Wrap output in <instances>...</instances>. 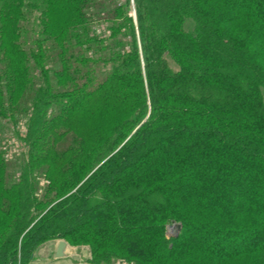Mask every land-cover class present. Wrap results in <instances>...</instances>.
I'll use <instances>...</instances> for the list:
<instances>
[{
    "label": "trees",
    "instance_id": "trees-1",
    "mask_svg": "<svg viewBox=\"0 0 264 264\" xmlns=\"http://www.w3.org/2000/svg\"><path fill=\"white\" fill-rule=\"evenodd\" d=\"M4 120L0 264H264V0H0Z\"/></svg>",
    "mask_w": 264,
    "mask_h": 264
},
{
    "label": "rangeland",
    "instance_id": "rangeland-1",
    "mask_svg": "<svg viewBox=\"0 0 264 264\" xmlns=\"http://www.w3.org/2000/svg\"><path fill=\"white\" fill-rule=\"evenodd\" d=\"M132 15L136 19V13H133ZM27 23H28V21H27ZM102 29H104V28H102ZM98 30H101V29L99 28ZM31 38H33V34L28 32L26 34V37L24 38L28 42L27 43L28 46H30V44L32 42ZM1 124L4 125V129H3L4 131L1 132V130H0V133L2 134V138H3L2 144L4 145V147L6 149H8V151H10L9 152L10 156L11 155L14 156V154L17 155L23 146L22 145V139H20V140L17 139L16 138L17 136L14 134V131L16 132V128H18V127L14 125L15 123L9 122L8 120H4ZM0 129H1V127H0ZM257 186L260 187V183L257 182ZM253 190H254V186H250V187L246 188L245 191H246V194H253ZM57 241L59 242L60 240H57ZM229 245L230 244L228 242L223 244L224 247H229ZM51 249H52V247H49V245L42 246L41 250L38 252V254H36L35 260H32L29 264H79V261H80V263L82 261H87V260H85L88 257L87 251H82L80 248H79V250H77V248H76L75 252L78 253L76 255L70 254V255L65 256L63 258L48 260L46 258L51 253ZM71 250H72V248L70 247L69 251H71ZM41 259H44V260H41ZM90 259H91V253H90V258H89L88 264H92L90 262L91 261ZM238 262L242 263V264H246L248 261L243 259V260H238Z\"/></svg>",
    "mask_w": 264,
    "mask_h": 264
},
{
    "label": "water",
    "instance_id": "water-1",
    "mask_svg": "<svg viewBox=\"0 0 264 264\" xmlns=\"http://www.w3.org/2000/svg\"><path fill=\"white\" fill-rule=\"evenodd\" d=\"M182 230L181 223H174L168 226V235L177 237ZM171 234V235H170ZM69 247V243L66 240H60L58 242L57 250H56V258H63L67 255V249Z\"/></svg>",
    "mask_w": 264,
    "mask_h": 264
},
{
    "label": "crops",
    "instance_id": "crops-1",
    "mask_svg": "<svg viewBox=\"0 0 264 264\" xmlns=\"http://www.w3.org/2000/svg\"><path fill=\"white\" fill-rule=\"evenodd\" d=\"M49 247H52V249H51V253L49 254L50 255V257L48 258H46V259H48V260H51V259H58V258H56V256H55V254H56V250H57V246H58V241H51L49 244ZM70 247L72 248V250L71 251H69V249H70ZM76 248H77V250H79V248L82 250V251H87V253H88V257H87V259H85V260H87V261H82L81 263H80V261H79V264H88V261H89V258H90V248H89V246H81V247H75V246H71L70 244H69V247H68V249H67V255L66 256H68V255H70V254H72V255H76V254H78L77 252H75V250H76ZM52 254L54 255L53 257H51L52 256ZM41 260H44V259H41Z\"/></svg>",
    "mask_w": 264,
    "mask_h": 264
}]
</instances>
